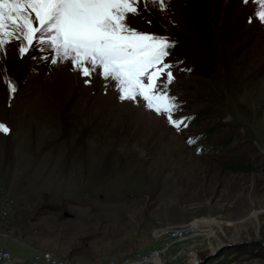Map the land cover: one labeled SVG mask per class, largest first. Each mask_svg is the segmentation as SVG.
I'll list each match as a JSON object with an SVG mask.
<instances>
[{"label": "rangeland", "instance_id": "374dc122", "mask_svg": "<svg viewBox=\"0 0 264 264\" xmlns=\"http://www.w3.org/2000/svg\"><path fill=\"white\" fill-rule=\"evenodd\" d=\"M5 1L0 246L193 264L235 242L206 264H264V0Z\"/></svg>", "mask_w": 264, "mask_h": 264}, {"label": "built area", "instance_id": "2783aa9c", "mask_svg": "<svg viewBox=\"0 0 264 264\" xmlns=\"http://www.w3.org/2000/svg\"><path fill=\"white\" fill-rule=\"evenodd\" d=\"M6 215L5 207L0 208V216L4 217ZM195 220L188 223L182 224H163L156 226L153 229V238L157 242L173 244L187 237L192 236L196 231H205V223H203L199 228L198 225L194 223ZM208 227V226H207ZM162 248H150L146 251H134L131 254L124 256L120 260H110L108 262H92L91 264H147L154 263L156 260L161 258ZM14 258L11 252L0 247V264H12ZM28 264H71L69 259L65 257H59L51 252H36L32 254L29 259Z\"/></svg>", "mask_w": 264, "mask_h": 264}, {"label": "bare ground", "instance_id": "6f19581e", "mask_svg": "<svg viewBox=\"0 0 264 264\" xmlns=\"http://www.w3.org/2000/svg\"><path fill=\"white\" fill-rule=\"evenodd\" d=\"M5 1V0H4ZM10 1V0H9ZM21 1V0H20ZM30 1V0H29ZM39 1V5H38V7H40V8H43V9H45V11H50V9H53V8H56V7H58L61 3H60V1L61 0H38ZM64 1V5H66V7H69V8H74V7H77V4H79V2H78V0H62L61 2H63ZM81 1V3H83V1H90V0H80ZM6 2V1H5ZM8 3V2H7ZM6 3V4H7ZM13 3V2H12ZM11 4V3H10ZM38 4V3H37ZM27 7H30V6H28V5H26ZM26 6H25V8H26ZM15 7V6H14ZM14 10V9H13ZM28 12H30L31 13V15H29L28 17H27V21L26 20H24V22H25V24H24V28H25V31H24V37H23V44H22V49H21V51L23 52L25 49H26V45H27V43H29L30 42V39H31V36H32V34H30V32H32L33 30H34V28L36 27V25H37V23H36V21H37V19H39V10H33L32 8L30 9V8H28V10H27ZM18 14V13H17ZM18 16H19V14H18ZM16 19V16L14 15L13 17H11V18H9V17H5L4 19L5 20H12V19ZM21 18V17H20ZM26 18V17H25ZM24 18V19H25ZM22 19V18H21ZM4 21V20H3ZM8 22V21H7ZM19 22V21H18ZM9 24H10V22H9ZM24 28H23V30H24ZM1 32V31H0ZM21 43V42H20ZM2 40H1V38H0V52H1V50H2ZM194 223L196 224V223H198V220H196V221H194ZM198 227V226H197ZM196 227V228H197ZM155 263V262H154Z\"/></svg>", "mask_w": 264, "mask_h": 264}, {"label": "crops", "instance_id": "0c3cea01", "mask_svg": "<svg viewBox=\"0 0 264 264\" xmlns=\"http://www.w3.org/2000/svg\"><path fill=\"white\" fill-rule=\"evenodd\" d=\"M96 202H98L97 200H96ZM73 203V202H72ZM75 205H78V206H84L85 205V203H83V202H78V203H74ZM7 208V207H6ZM49 208V207H48ZM63 217H70V218H72V215L71 214H69L68 212H66V211H64V214H63ZM207 231H208V229H207ZM156 243H157V241L156 240H154ZM0 247H2V248H6V249H8L10 252H11V254H12V256H13V258H14V261H13V263L12 264H28V262H29V259L31 258V256H32V254H34V253H36V252H51V253H53L50 249H37V250H30V248H26V249H22V251L21 252H14L15 250H14V248H12V250L10 249V248H8V247H4V246H0ZM151 248H159V245L158 246H155V247H151ZM148 249H150V248H147V249H144V250H138V251H146V250H148ZM134 251H136V250H133V251H130L127 255H129V254H131L132 252H134ZM163 252V251H162ZM54 254V253H53ZM127 255H125V256H127ZM161 255H162V253H161ZM61 257H65V258H67V259H69V261L71 262V264H80L78 261H76V260H74L72 257H68V256H61ZM124 257V256H123ZM122 257V258H123ZM121 258H118V259H112V260H120ZM108 261H110V260H107V261H105V262H108ZM92 262H102V261H92ZM92 262H90L89 264H91ZM104 262V263H105Z\"/></svg>", "mask_w": 264, "mask_h": 264}, {"label": "water", "instance_id": "95a60500", "mask_svg": "<svg viewBox=\"0 0 264 264\" xmlns=\"http://www.w3.org/2000/svg\"><path fill=\"white\" fill-rule=\"evenodd\" d=\"M237 242H244V241H237ZM235 242H228L225 244H221L218 247H216L215 249L207 252L201 260H198V262H194L193 264H202V263H206L207 260H209L211 257H216L221 251H223L224 249L230 247L231 245H233Z\"/></svg>", "mask_w": 264, "mask_h": 264}, {"label": "trees", "instance_id": "16d2710c", "mask_svg": "<svg viewBox=\"0 0 264 264\" xmlns=\"http://www.w3.org/2000/svg\"><path fill=\"white\" fill-rule=\"evenodd\" d=\"M201 74V73H200ZM245 253V252H244ZM221 254L219 253L218 255H217V258L220 256ZM254 256H259V257H262L263 255L262 254H257V253H255V255ZM264 257V256H263ZM217 258H214V259H217ZM212 259V258H211ZM207 262H208V260H207ZM206 262V263H207ZM206 263H204V264H206Z\"/></svg>", "mask_w": 264, "mask_h": 264}]
</instances>
